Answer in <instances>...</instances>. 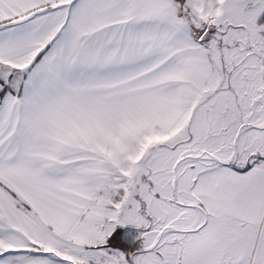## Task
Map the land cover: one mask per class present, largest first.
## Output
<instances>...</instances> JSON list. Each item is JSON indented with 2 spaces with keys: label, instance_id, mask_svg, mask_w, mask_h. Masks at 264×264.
Returning <instances> with one entry per match:
<instances>
[{
  "label": "snow or ice",
  "instance_id": "1",
  "mask_svg": "<svg viewBox=\"0 0 264 264\" xmlns=\"http://www.w3.org/2000/svg\"><path fill=\"white\" fill-rule=\"evenodd\" d=\"M0 264H264V0H0Z\"/></svg>",
  "mask_w": 264,
  "mask_h": 264
}]
</instances>
